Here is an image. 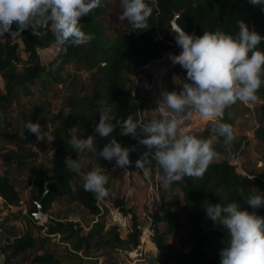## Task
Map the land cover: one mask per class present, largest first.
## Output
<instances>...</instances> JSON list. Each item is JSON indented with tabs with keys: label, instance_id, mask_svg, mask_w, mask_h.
Listing matches in <instances>:
<instances>
[{
	"label": "trees",
	"instance_id": "1",
	"mask_svg": "<svg viewBox=\"0 0 264 264\" xmlns=\"http://www.w3.org/2000/svg\"><path fill=\"white\" fill-rule=\"evenodd\" d=\"M146 3L152 8L147 29L131 31V24L127 20L119 19L122 13L120 0H101L100 6L89 15L83 16L80 21L82 29L93 34L94 39L80 46L70 43L59 45L60 50L50 62L56 77H61V70L66 64L73 63L76 71L83 70L88 73V79L84 81L77 74L71 78L73 85L79 88L76 87L74 93L66 99L70 109L69 116L53 130L45 125L42 106L34 105L21 112L23 135L14 131L16 147L5 149L1 154V164L4 167L3 171H0L2 207H17L21 203L16 178L35 156V153L25 147L28 140L37 139L36 134L26 127L28 121H31L40 124L41 135L48 133L53 135L55 140H59L53 152L50 172L41 173L33 184L31 204L27 209L33 223L38 222L34 213L38 210L37 201L45 190V184L48 187L43 200L45 213L55 199L66 197L68 201H77L94 217L98 215L100 210L97 200L92 192L84 190L80 171H72L65 164L67 158L78 160V156L84 153L78 154L68 143L72 137L70 126L73 124L82 130L84 139L95 137L93 156L96 167L106 169L115 166V160L110 162L99 156V152L112 137L123 147L131 149L135 146V150L130 152V160L131 166L136 167V161L141 158L146 148L139 145L138 140L131 135H122L121 126L117 122L126 119L128 114H132L137 121L147 122L141 118L138 95L132 94L130 83L135 73H142L153 59L161 58L165 53L180 54L181 49L171 31V21L176 13H179L178 24L188 32L195 31L199 36L205 31L217 29L236 35L239 32L237 21L243 20L264 37V4L255 6L248 0H146ZM17 37L23 43L26 58L20 55L18 43L13 42L8 34H5L0 42V77L3 81V88H0V111L10 108L22 93L29 94L31 86L36 84L38 78L43 81L53 80L50 69L41 60L39 51L56 44L52 31L49 29L46 35L38 37L29 29ZM258 47L264 51V40ZM179 69L187 72L182 67ZM257 95L261 102L255 104L253 111L258 109L260 122L254 129V136L264 143V84ZM106 107L112 109L115 119L111 122L116 124V127L109 137H101L95 132V127L100 120L99 111ZM235 107L234 104L226 109L221 118L222 122L233 127L235 119L232 115ZM8 124L7 122L6 125ZM208 133L206 130L203 136L207 137ZM243 139L244 142L247 137ZM219 140L220 143L214 145L215 151L225 154L227 158L212 162L202 179L185 177L183 183L161 187L163 203L159 210L151 213L153 241L158 249L157 261L160 264H221L220 252L226 247L229 237L226 230L207 218L205 200L224 206L236 202L242 210L255 211L264 217V207L249 208L244 199L234 191L242 187L246 195L259 194L254 187L264 188V169L258 174H240L236 165L229 160V157L236 155L232 147H241L239 139L233 142L231 155L225 150L223 138ZM79 162L81 165L80 160ZM146 167L151 169V173L162 175L154 161L150 165L146 164ZM113 204L132 216V224L126 231L110 224L105 216H99L97 220L94 218L85 234H80L81 225L72 220L51 219L37 228H44V234L48 238L58 233L59 240L63 243L73 240V248L70 250L76 253L84 252L85 257L81 258V262L95 264L97 256L90 254L93 248L110 244L111 247L124 246L126 249H132L139 243L141 229L138 214L126 207L123 199L117 198ZM108 223L113 229L114 237L107 238L103 235ZM6 228L1 227L0 223V232L4 235L0 238L2 264H25L31 251V264H69L59 257L56 249L39 243L28 225L22 233ZM124 232L125 238H122ZM178 233L182 234V240L190 245L184 255L168 243V237ZM67 254H70V251Z\"/></svg>",
	"mask_w": 264,
	"mask_h": 264
},
{
	"label": "clouds",
	"instance_id": "2",
	"mask_svg": "<svg viewBox=\"0 0 264 264\" xmlns=\"http://www.w3.org/2000/svg\"><path fill=\"white\" fill-rule=\"evenodd\" d=\"M252 5L264 4V0H248ZM101 0H0V36H19L31 30L35 36L46 35L50 29L55 43L60 46L72 44L80 46L90 43L94 36L81 27V18L99 7ZM122 13L120 20H127L131 31L148 28L152 8L146 0H120ZM239 32L227 34L217 29L205 31L202 36L190 35L175 22L171 31L175 34L179 55L170 54L174 65L187 71V81L180 92H164L156 101V115L148 122L137 121L132 114L118 121L122 135H131L138 144L146 148L136 167L150 176L146 167L153 161L162 171L157 177L165 187L183 183L185 177L202 179L210 164L218 157L214 144L223 138L225 150L231 155V146L236 139L232 125L221 118L226 109L237 101L251 107L258 100L257 95L264 84V51L258 47L264 37L243 20L237 21ZM15 25V30L13 26ZM100 120L95 132L101 137H109L116 124L110 107L99 111ZM194 114L211 121V135L200 138L188 130V123ZM49 126V125H48ZM27 129L41 139L39 123L28 121ZM51 144L55 137L45 133L44 139ZM78 153L93 151L95 137L82 139L72 136L68 141ZM133 148L123 147L112 137L99 156L108 161L115 160L116 168L130 166V152ZM66 166L79 172L81 165L71 157ZM83 188L92 192L96 200L102 201L109 195L110 177L102 168L93 167L83 177ZM251 209L264 207V195L245 194L242 187L234 190ZM208 219L226 230L228 242L221 252V264H264V217L255 211L242 210L236 203L224 206L220 203L204 201ZM3 257H0V261Z\"/></svg>",
	"mask_w": 264,
	"mask_h": 264
},
{
	"label": "rangeland",
	"instance_id": "3",
	"mask_svg": "<svg viewBox=\"0 0 264 264\" xmlns=\"http://www.w3.org/2000/svg\"><path fill=\"white\" fill-rule=\"evenodd\" d=\"M2 40L3 36H0V42ZM12 40L18 43V52L23 58H26L27 54L24 51V46L20 38L14 36ZM39 51L41 60L50 69L49 73L53 80L43 81L41 78H38L36 84L31 86L29 94L25 95L22 93L16 103L10 108L0 111V171L4 169L1 164L2 152L5 149L16 147L13 132L17 131L19 135H23V119L21 112L27 111L34 105L42 106L45 112V125H49L48 127L50 130H53L65 117L69 116L70 109L67 107L66 99L74 93L76 87L79 88V86L75 87V85H73L71 78L77 74L80 75L81 79L84 81L88 79V73L83 70L76 71L73 63L66 64L64 69L61 70V77H56L55 70L50 66V62L58 52L51 48H42ZM158 65L167 66V71L162 79L161 96L164 92L182 91L183 83L188 82L187 72L180 71L179 68L181 66L174 65L170 59V55L166 53L160 58ZM137 73L138 72L135 73L130 86L134 89V93L138 95L141 118L148 122L156 115L152 111L157 107L156 101H158V95L157 93L155 94L152 89L147 88L141 78H137ZM142 73L147 78L148 82L151 83L153 77L151 65L145 67ZM0 88H3L1 77ZM235 105L236 107L234 108L232 117L235 120L238 117H242L244 120L237 124L234 122V128L238 126L241 129L244 128L248 130L249 137L251 138L243 142V137H245V135L240 134L237 136L241 147L238 148L237 145L232 147L233 151H236V155L234 157H229V160L236 165V169L240 174H258L264 169V143L253 136L252 133H254V129L260 122V115L257 108L253 111L239 102ZM200 118L198 114H195L191 122L187 125L188 130L195 133L200 138H208L211 135V121L206 120V123L201 126V124L198 123ZM7 122L9 123L8 125H6ZM206 130L209 131L207 137L203 136ZM70 133L72 136L84 139L83 131L73 124L70 126ZM252 137H255L256 140L252 141ZM218 143H220V140L214 145ZM58 144L59 140H54L49 144L46 138L44 139V135H41V139L28 140L25 143L26 149L35 153V156L30 161V164H28V167L21 172L22 174L18 175L16 178V184L21 193V203L18 207L12 206L5 208L2 207V203L0 202V223L1 227H7L6 229L16 230L19 233L25 231L28 225L39 243H44L48 245L49 248L56 249L57 254L63 261L69 264H88L81 262V258L85 257L84 252L76 253L70 250V248H73V240H70L69 243H63L59 240L58 235L48 238L44 234V228L42 230L37 228L38 225H42V223H46L51 219L72 220L77 221L81 225L80 234H85L95 217L81 204L77 201H68L66 197L55 199L46 212L47 216L45 217H48V219L40 220L37 224H34L33 220L27 214V209L31 204L30 195L33 191V184L41 173L50 172L53 152ZM217 153L219 155L213 162L227 158L225 154ZM78 159L81 161L80 174L82 178L89 170L96 167L93 151H84L83 154L78 156ZM103 171L110 177L109 184L106 185L109 189V195L104 200L108 203H113L117 198L123 199L126 207H130L136 211L139 223L144 225L146 221L142 217L141 212L147 209L145 201L148 194V181L144 172L133 166H127L126 168H116L113 166L103 169ZM155 173H151L149 177L154 178ZM161 187L163 188V185L160 183V195L162 193ZM254 188L258 190L259 194L261 193L264 195V188H258L257 186ZM160 207L161 206H157L153 208L151 212L159 210ZM112 230L113 229H111L108 223L104 229L103 235L107 238L114 237ZM3 236L4 235L1 233L0 238H3ZM122 238H125V232L122 233ZM168 243L177 248L183 255L187 253L190 247L189 244L182 240V234L180 233L170 235L168 237ZM130 250V248L126 249L124 246L111 247L110 244H108L91 249L90 254L92 256H97V260H94V262H96L95 264H158V250L157 254L154 255L150 246H146V243L143 244L142 254L134 258L128 255V251ZM68 251H70V254H67ZM32 253L31 251V254H29L28 257L26 256V264H31L30 259Z\"/></svg>",
	"mask_w": 264,
	"mask_h": 264
},
{
	"label": "built area",
	"instance_id": "4",
	"mask_svg": "<svg viewBox=\"0 0 264 264\" xmlns=\"http://www.w3.org/2000/svg\"><path fill=\"white\" fill-rule=\"evenodd\" d=\"M50 48L54 49L57 52L60 50V46L57 44H54ZM159 62H160V58L153 59L145 66V67H149L151 65L152 67L153 77H152L151 83L148 82L147 78L144 76L143 73L140 72V73H137L136 75L137 78H141L144 81V84L147 88L152 89L155 94L157 93L158 100L162 99V96H161L162 79H163V76L165 75V72L167 71V66L166 65L159 66L158 65ZM159 75H160V79L157 84L156 80H158ZM132 94L134 95V89H132ZM239 103L243 104L242 102H239ZM255 104L251 107L245 104L243 105L253 110ZM158 176L159 175L156 172L154 175V178H150L149 176L146 177L148 181V194H147V198L145 201V205L147 209L141 212V215L145 219L146 223L144 225L140 224L139 226L141 229L140 235H139V240H140L139 243L137 244L135 248H132L130 251H128V255L133 258L135 256L142 254L143 244L145 243H146V246H150L154 255L157 254L158 249L153 241L154 228L152 226L151 210L157 206H161L163 202L162 197L160 195V183L157 179ZM97 205L100 211L98 215L95 216V220H97L99 216H105L110 224L115 225L118 229L123 230V231H126L131 226L132 224L131 214L124 213L119 206H116L113 203H108L104 199L99 202L97 201ZM47 219L48 217H45L43 220H47ZM56 235L59 236L58 233ZM149 243H152L154 245L151 246ZM157 263L160 264L158 261Z\"/></svg>",
	"mask_w": 264,
	"mask_h": 264
},
{
	"label": "water",
	"instance_id": "5",
	"mask_svg": "<svg viewBox=\"0 0 264 264\" xmlns=\"http://www.w3.org/2000/svg\"><path fill=\"white\" fill-rule=\"evenodd\" d=\"M178 16H179V13H176L174 18L171 21V24H172V22H175L179 27H181L177 22ZM184 31H186V30H184ZM186 32L189 33L190 35L199 36V35H197V33L195 31H191V32L186 31ZM47 191H48V187L45 184V190H44L42 196L40 197V199L37 201L38 210L34 213V217L38 221L43 220L46 216V213H45L44 208H43V200L47 194Z\"/></svg>",
	"mask_w": 264,
	"mask_h": 264
},
{
	"label": "crops",
	"instance_id": "6",
	"mask_svg": "<svg viewBox=\"0 0 264 264\" xmlns=\"http://www.w3.org/2000/svg\"><path fill=\"white\" fill-rule=\"evenodd\" d=\"M258 103L259 102H261V100L259 99L258 101H257ZM194 116H195V114H194ZM193 116V117H194ZM243 118L242 117H238L236 120H235V124H237L238 122H243ZM198 123L199 124H201V126L204 124V123H206V119H204V118H200L199 120H198ZM234 124V125H235ZM234 128V127H233ZM234 130H235V135H236V140H238V138H237V136H239L240 134H243V135H245L246 137H247V139H249V138H251V137H249V131L248 130H245L244 128H240V127H238V126H236L235 128H234ZM252 135L254 136V133H252ZM256 139H255V137H252V141H255ZM2 199L0 198V202L2 203ZM18 207V206H17ZM0 257H3V254L0 252ZM3 263V260L2 261H0V264H2ZM26 264V263H25ZM28 264V263H27Z\"/></svg>",
	"mask_w": 264,
	"mask_h": 264
},
{
	"label": "bare ground",
	"instance_id": "7",
	"mask_svg": "<svg viewBox=\"0 0 264 264\" xmlns=\"http://www.w3.org/2000/svg\"><path fill=\"white\" fill-rule=\"evenodd\" d=\"M159 79H160V75H159V78H158V80H156V82H157V84H158V82H159ZM155 82V83H156ZM151 246H153L154 244H152V243H149Z\"/></svg>",
	"mask_w": 264,
	"mask_h": 264
}]
</instances>
